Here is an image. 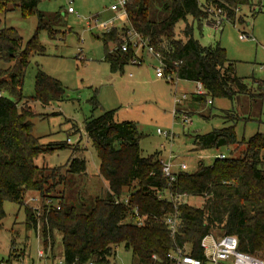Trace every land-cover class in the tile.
<instances>
[{"label":"trees","instance_id":"obj_1","mask_svg":"<svg viewBox=\"0 0 264 264\" xmlns=\"http://www.w3.org/2000/svg\"><path fill=\"white\" fill-rule=\"evenodd\" d=\"M40 1L0 0V12L9 8H20L24 15L36 12L38 30L48 28L51 38H55V29L38 9ZM245 5L251 8L253 16L264 11V0H206L204 4L200 0H130L129 24L113 27L101 35L104 59L110 63L112 72L125 70L136 56L132 44L127 51L122 49L126 30L132 27L148 39L165 63L166 73L202 82L206 92L195 93L197 99L205 101L209 95L234 101L243 94L253 96L255 93L238 75L226 48L220 44L203 45L195 38L191 23L197 22L201 28L211 18L214 24L209 11L212 7L223 8L225 18L230 21L243 22L237 12ZM180 21L187 23L183 36L177 35ZM110 43L115 44L113 49ZM43 50L38 31L23 46L16 28H0V60L13 62L12 66L0 67V227L6 217L5 201L18 202L25 208L26 229L40 233L45 250L53 248L55 231L61 233L64 264H110V256L120 244L132 252L136 264H171L168 254L178 247L202 257L201 242L215 230L221 235L235 234L241 250L264 257V132L240 139L236 125L243 116L235 109L222 113L233 123L197 133L194 144L196 149L227 147L230 151H234L233 146H241L239 153L225 158L216 156L211 164L200 163L193 173L180 170L173 181L163 174L158 152L142 154L143 133L135 121H117L114 109L87 117L85 131L96 149L99 173L108 182L109 190L106 195H96L88 210L67 205L65 190L56 198L50 195L54 190L51 179L63 178V174L60 167H51L46 172L48 167L40 166L36 160L70 144L40 142L33 134L32 118L38 113L32 105L35 101L49 104L62 99L65 87L58 78L39 70L34 95L25 96L22 92L29 56L32 51ZM253 80L262 88L259 95L264 97V77ZM74 149L77 151L78 147ZM67 171L85 173L86 158L72 156ZM128 189L130 194L126 195ZM27 192L52 196L53 203H45L40 211L24 202ZM160 193L202 196L204 202L202 206L187 202L175 206L171 197L160 198ZM135 208L145 216L143 225L135 221ZM176 210L180 212L181 227L172 236L163 219Z\"/></svg>","mask_w":264,"mask_h":264},{"label":"rangeland","instance_id":"obj_2","mask_svg":"<svg viewBox=\"0 0 264 264\" xmlns=\"http://www.w3.org/2000/svg\"><path fill=\"white\" fill-rule=\"evenodd\" d=\"M114 1L41 0L38 9L44 13V20L49 26L55 29V38H51L48 28L38 30L39 16L36 12L24 15L20 8L0 12V28H16L22 36L23 46L37 31L38 39L44 46L43 51H32L29 56L23 78V94L34 95L39 70L58 78L65 87L62 99L49 104L33 103L34 111L38 113L32 118L33 134L39 137L43 145L56 142H68L70 145L46 153L36 162L48 167L46 172L51 167H60L63 178L58 176L51 179L54 190L50 195L56 198L65 190L67 205H74L80 210H88L96 195H106L108 192L106 180L99 173L96 149L85 131L87 117L116 110L117 121L133 120L137 123L143 133L140 146L144 156L156 152L165 160L171 156L175 171L181 170V164L185 163L187 168L184 171L190 173L195 172L200 163L211 164L220 153L233 156L241 150V146H233L234 151L227 147L195 148L194 136L197 133H206L233 123L222 116L224 110L235 109L243 116L236 125L240 139L249 138L258 131L264 132V97L259 95L262 88L253 80L264 77V70L260 68L264 65V11L253 16L248 5L242 6L237 17H242L244 21L226 19L221 27H216L208 18L199 28L190 17L195 38L203 45L220 44L225 47L228 57L235 62L238 75L255 93L253 96L240 95L234 101L228 98L213 99L207 95V100L203 101L196 98V81L158 77L156 66L159 60L147 48L139 51L142 55L140 63H128L123 72L111 71L110 63L104 59L105 46L101 35L105 30L101 24L114 21L121 28L129 22L110 9ZM200 2L204 4L206 0ZM70 6L74 11L68 10ZM186 24L184 21L178 23V36H183L182 30ZM243 32L251 36L241 39ZM114 46L110 43L112 49ZM12 65L13 62L0 60V67ZM184 93L187 99L176 105L175 98ZM184 114L189 117V122H183ZM158 128L169 131L172 137L158 133ZM74 147H78V150ZM72 156L86 158L85 173L67 171ZM130 190L125 194H130ZM31 197L37 199L31 200ZM51 197L39 192H27L24 202L41 211ZM183 201L202 206L204 197L188 195ZM4 208L6 217L0 227V260H8L12 264H62L63 243L59 231H55L53 251L48 248L44 257H39V250H46L40 233L38 235L34 229H26L24 206L5 201ZM213 234L219 237L221 232L215 230ZM24 248L26 254L23 259L10 261L11 254L21 255ZM32 257H37V261L33 262ZM110 260L118 264H136L132 252L123 244L115 247Z\"/></svg>","mask_w":264,"mask_h":264},{"label":"built area","instance_id":"obj_3","mask_svg":"<svg viewBox=\"0 0 264 264\" xmlns=\"http://www.w3.org/2000/svg\"><path fill=\"white\" fill-rule=\"evenodd\" d=\"M130 0H115L111 5L110 9L119 13V18L123 20H128V12H127V4ZM69 11H74L73 7H69ZM209 11L213 15L214 25L216 27H221L223 22L226 20L223 8H209ZM129 24V22H128ZM127 24V25H128ZM101 27L104 28L106 32L111 31L113 27H117L114 24V21L104 22L101 24ZM251 35L247 32H243L240 34L241 39H245L250 37ZM130 44H132L133 48L135 49L136 56L132 59L131 62L133 63H140L142 61V55L139 54V51L144 50L145 48L148 49L158 60L159 65L156 66V75L158 77H166L170 80H173L174 77L170 73L165 72V63L159 59V54L155 52L154 48L149 45L148 39H146L142 34L134 30L132 27L126 30L124 35V42L122 44V49L127 51L129 49ZM260 68L264 70V65H261ZM197 90L195 93L197 94H204L206 92L202 82H197ZM264 91V88H263ZM1 95V93H0ZM185 99H187V94L184 93L181 97L175 98V103L180 104ZM174 114H177V109L174 110ZM190 119L187 114L183 116V122H189ZM158 133L163 134L166 137H172V133L169 131H164L158 128ZM68 141H71L68 138ZM219 158H225V153H220L217 155ZM163 165V174L168 177L171 181L175 180L177 177L178 171L173 169V163L171 156L169 160H165L161 157L160 159ZM187 168V164H181V171ZM180 171V170H179ZM166 196L171 197L174 200L175 206L183 201L187 194H175L172 193H160L159 197L164 198ZM36 197H31V200H36ZM52 198L47 200V205H51L53 203ZM127 202V199L125 200ZM28 203V201H26ZM59 208V206H58ZM136 218L135 221L139 225L144 224L145 216L140 215L138 208L134 209ZM164 222L166 223L170 233L172 236H175L181 227V216L179 211H175L173 213H168L164 217ZM201 246L203 248V256L198 257L191 254L188 250H184L180 247L176 248L175 250L171 251L168 256L171 259V264H264V257L243 251L239 248V239L235 234H228L224 233L219 237H215L214 234L207 235L203 238L201 242ZM43 251H40V255H43ZM61 263L64 264V260H61ZM0 264H6L5 261L0 260ZM89 264H93L90 262ZM110 264H118L117 262H110ZM156 264V263H153Z\"/></svg>","mask_w":264,"mask_h":264},{"label":"crops","instance_id":"obj_4","mask_svg":"<svg viewBox=\"0 0 264 264\" xmlns=\"http://www.w3.org/2000/svg\"><path fill=\"white\" fill-rule=\"evenodd\" d=\"M160 157H162V156H160ZM105 182H106L105 185L107 186V191H108V190H109V184H108L107 181H105ZM37 234L39 235V233H37ZM49 248H50V247H49ZM24 249H25V248H24ZM51 250L53 251V248H51ZM40 251H43V252H44L43 255H40ZM46 253H47V250L44 251L43 249H40L39 252H38V256H39V257H44V255H45ZM25 254H26V251H24V253H22L21 255H19V253L11 254L12 256L10 257V261H12V259L21 260V259L24 258ZM32 260H33V262H36V261H37V257H36V258H35V257H32ZM62 260H63V257H62ZM3 261H6V260H3ZM6 263H8V264H12V263H10L8 260L6 261Z\"/></svg>","mask_w":264,"mask_h":264}]
</instances>
